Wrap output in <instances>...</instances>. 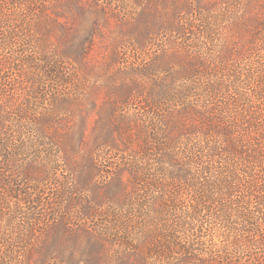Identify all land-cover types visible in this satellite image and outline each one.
Returning a JSON list of instances; mask_svg holds the SVG:
<instances>
[{
  "label": "trees",
  "instance_id": "trees-1",
  "mask_svg": "<svg viewBox=\"0 0 264 264\" xmlns=\"http://www.w3.org/2000/svg\"><path fill=\"white\" fill-rule=\"evenodd\" d=\"M14 1L26 5L27 10L34 6L40 17L36 21V28L37 32H42L41 40L36 42L33 36L25 35L23 42L29 44L35 40L33 44L46 48V39L54 36L62 44L60 53L58 46L42 50L45 58L36 60V63L43 64L40 66L42 69L38 70L45 79H51L64 88H71L72 85L75 94L53 91L50 95L49 91L51 107L46 110L38 107L46 94L42 82L39 88L27 87L28 93L22 100L15 98L16 92L23 88L24 82L30 80L32 74L21 80L18 76L16 80L5 81L3 78L0 82V264H47L53 256L68 264H102L106 259L109 264L144 261L145 257L139 251L157 235L142 231L131 241L134 244L127 245L126 239L129 237H123L119 230L122 219L126 220L131 212H134L133 216L136 212L134 209H138L137 202L145 198L144 195L138 199L141 197L138 196L139 192L143 191L140 186L143 181L139 180L140 166L134 161L126 166L121 164L117 172H113L109 180L100 185L97 181L102 173L99 170V152L107 147L125 152L137 144L139 153L136 155L139 157L154 147L149 142V133L143 123H136L134 114L130 117L122 112L135 92L144 93V102L152 104L159 113V118L153 123L155 132L152 139L155 140L158 135L170 141L173 132L180 133L184 128L182 117L189 116L188 106L162 114L160 106L162 102L187 99L184 93L190 91L189 88L176 87V81L186 77L193 67L183 62L181 68L170 69L169 63L182 61V56L175 51H164L142 70L143 74L151 76L147 92L138 80L124 78L117 82L106 78L99 85L105 90L106 99L97 110L93 130L87 134L83 118L79 116L76 121V115H81L89 104L88 95L78 97L87 77H75V73L64 69L62 64L68 61L69 65L74 63L75 68L81 67L94 38L90 36L89 29L82 32L75 28L67 32L66 25L58 21L61 17L74 18L79 11L77 0ZM169 1L181 5L180 0ZM83 12V17L89 19L86 11ZM260 22L255 26L261 29L264 20ZM9 36V40H15V33V37ZM5 38L0 39V45L6 46ZM133 39L139 46L144 43L145 35L138 34ZM110 57L117 59L115 50ZM158 69L165 71L162 76L158 75ZM73 81L75 83L71 84ZM254 88H257L254 92L243 96L241 120L234 126L221 128L223 142L197 146L194 150L186 149L178 155L166 148H159L156 152L153 160L167 180L183 181L185 189L192 191L190 197L195 201L184 208L187 218L209 211L206 200L213 197V187H221L220 183L224 188H230L225 185L227 183L232 186L227 199L215 210L214 219L220 225L218 230H187L180 223L172 230L164 226L165 237L147 248L151 253L156 250L155 256L167 258L170 262L177 261L175 264H264V84ZM236 133L251 134L252 138L247 144H240ZM157 144L158 147L163 145ZM238 157L245 162L241 169L226 166L227 161L237 160ZM61 165L65 166L69 178L56 194L46 199V187ZM124 168L129 176L126 182L120 177ZM193 168L196 174L202 176V184L196 182ZM217 173L223 174L221 180L211 181L212 175ZM239 176L242 179L240 183L236 181ZM145 178L148 186L154 189L159 187L160 179L157 176ZM83 191H89L90 196L81 197ZM156 192L159 193L157 196H151L150 200L144 202L155 216L159 215L155 210L156 204H166L161 207L162 212L169 209L163 191ZM145 204L139 205V209ZM176 204L181 203L177 201ZM78 205L79 213L86 220L95 223L101 218L102 229L88 232L87 228L81 226L79 228L83 229L84 235L78 236V229L73 227L83 223V217H79L75 225L69 216L70 208ZM46 209L51 211V218L44 221L42 212ZM122 226L125 228L126 224ZM8 228L17 230L18 235L12 237L4 233ZM50 230H55V234L50 239L43 238ZM33 254H37L38 258L34 259Z\"/></svg>",
  "mask_w": 264,
  "mask_h": 264
},
{
  "label": "rangeland",
  "instance_id": "rangeland-1",
  "mask_svg": "<svg viewBox=\"0 0 264 264\" xmlns=\"http://www.w3.org/2000/svg\"><path fill=\"white\" fill-rule=\"evenodd\" d=\"M77 2L79 11L74 15V18L61 17L58 21L66 25L67 32H71L69 29L75 28L82 32L84 29L85 32L89 29L90 36L94 38V42L89 47L86 61L81 67L75 68V64L69 65L68 61H64L62 64L64 69L75 73V77H87L84 85L80 87L78 97L82 94L83 96L88 95L89 104L81 115H76V121L79 116L83 118V127L87 134L93 130L97 110L106 99L105 90L99 86L106 78L117 82L124 78L138 80L146 87L145 91L147 92L151 84V76L143 74L142 70L164 51H175L182 56V61L169 63L170 69L181 68L184 66L183 62L193 67L186 77L176 81V87L189 88L190 91L184 93L188 96L187 99L162 102L160 106V114L176 112L182 107L188 106L189 116L182 117L181 124L184 128L180 133L173 132L170 141L164 140L158 135L155 140L152 139L155 132L153 123L159 118V113L152 104L144 102V93L135 92L122 112L130 117L134 114L135 122L143 123L149 133V142L154 147L148 149L149 153L143 152L139 157L136 155L139 153L137 144L125 152L112 147L103 148L99 152L101 162L99 170L102 173L97 181L100 185L105 184L112 173L117 172L116 169L121 164L126 166L130 161H134V164L140 166L139 180L143 182L139 181V183L143 191L139 192L138 196L141 195V197L137 198L141 199L144 195L145 198L143 201L137 202L138 209L137 207L134 209L136 212L133 216L134 212H131L126 220L122 219L119 230L122 232L121 235L124 234L123 237H129L126 239L127 245L134 244L131 241L142 231H151L157 236L146 242V245L140 249L139 253L141 252L145 260L133 263L170 262L167 258L155 256L156 250L152 253L147 250L148 247L151 248L152 245L159 242L161 237H165L166 232L163 227L168 226L167 228L172 230L174 227L180 226V223L187 230L191 228L203 230V232L208 229L213 232L218 230L220 225L214 219V215L217 213L215 210L222 201L227 199L226 195L230 194L232 185L227 183L225 185L230 188H224L222 183H220L221 187L217 184L219 186L213 187L212 190L213 197L206 200V206L210 207L209 211L206 210L207 212L187 218L184 216L186 213L184 208L191 203L193 205L195 201L190 197L192 191L185 189L186 185L183 181L167 180L153 158L156 157L159 148H166L178 155L184 153L186 149L193 148L192 150H194V147L197 146H212L219 141L223 142L221 128L234 126L238 120H241L243 113L240 108L243 96L254 92L257 89L254 87L264 84V27L260 29L255 26L256 23L264 20V0H180L181 5L174 4L169 0H77ZM36 6L39 7V4ZM82 8L86 11L89 19L83 17ZM29 10L30 13L27 14ZM39 18L34 6H30L27 10L26 5H19L14 0H0V39L6 37V46L0 45V82L2 83L3 78L5 81L6 79L13 81L19 76L21 80L26 78L29 73L32 74V77L28 75L30 80L24 82L23 88L16 92L15 98L17 101L22 100L28 93L27 87L39 88L42 82L46 94L43 95L42 105L39 103L38 107L47 110L51 107L49 96L53 94V91L61 92V94L67 92L73 96L75 92L72 91V85L71 88L68 86L64 88L51 79H45L44 74L38 70L42 69L40 66L43 64L36 63V60H44L45 52L43 51L58 46L60 53L62 47V44L57 42L54 36H49L46 39V48L33 44L35 40L36 42L41 40L42 32L41 30L40 33L37 32L38 28H36V21ZM252 23L253 25H251ZM254 26L256 28H253ZM13 33L16 37L13 36ZM9 34L15 37V40H9ZM138 34L145 35L144 43H140L139 46L133 41V38ZM25 35L33 36L35 40L26 44L22 41ZM114 50L117 53V59L110 57V53ZM163 72L165 71L158 69L159 76H162ZM73 83L75 81L71 84ZM49 91H51L50 95ZM251 138V134L236 133V139L240 144H247ZM157 142L163 145L158 147ZM117 145L123 149L121 144L117 143ZM244 164L242 157H238L237 160L227 161L226 166L230 168L232 165L233 169H241ZM125 168L120 172L121 174L119 173L124 182L129 177ZM193 172H195L196 182L202 184V176L196 174L194 168ZM222 175L218 173L212 175L211 181L221 180ZM153 176L160 179L157 189L148 186L145 182V177L152 178ZM68 178V171L65 166L61 165L52 182L47 186L48 190L46 187L47 195L44 197L47 199L51 194H56L59 187L64 186ZM241 180L240 176L236 179L238 183ZM227 182H230L229 179ZM156 190L163 191L164 196L168 199L169 209L167 212H162L161 207L166 204H156L155 210L159 212V215L155 216L151 214L150 209L146 206L148 204L144 202L147 199L150 200L151 196H157L159 193ZM80 196L87 198L90 196V192L83 191ZM177 201L181 204H176ZM141 204L145 205L139 209ZM173 204L176 205L172 207ZM79 211V205L72 206L69 210V216L75 225L78 224L79 217H83ZM50 213L51 211L48 209L42 212L44 221L51 218ZM98 219L93 223L92 220H86L84 216V222L73 227L78 229L76 234L84 235L83 229L79 228L81 226L87 228L88 232L91 230L97 232V229H102L103 222L100 220L101 218ZM124 224H126L125 228L122 226ZM5 232L12 237L18 235V231L14 229L8 228ZM54 234L55 230H50L43 235V238L50 239ZM33 258L37 259V254H33ZM63 262L53 256L47 264H68L65 260ZM171 262L172 264L177 263V261ZM102 264H109V260L106 259Z\"/></svg>",
  "mask_w": 264,
  "mask_h": 264
}]
</instances>
